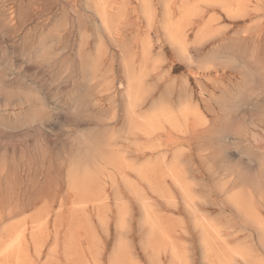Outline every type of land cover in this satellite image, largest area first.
<instances>
[{"label":"rangeland","instance_id":"1","mask_svg":"<svg viewBox=\"0 0 264 264\" xmlns=\"http://www.w3.org/2000/svg\"><path fill=\"white\" fill-rule=\"evenodd\" d=\"M0 264H264V0H0Z\"/></svg>","mask_w":264,"mask_h":264},{"label":"bare ground","instance_id":"2","mask_svg":"<svg viewBox=\"0 0 264 264\" xmlns=\"http://www.w3.org/2000/svg\"><path fill=\"white\" fill-rule=\"evenodd\" d=\"M76 8V7H75ZM2 11V10H1ZM144 15V14H143ZM149 17H150V15H149ZM149 21V20H148ZM104 24H105V22H103ZM96 24V23H95ZM36 35V34H35ZM115 39V38H114ZM181 39V38H180ZM18 40V39H17ZM118 43V42H117ZM4 54V53H3ZM218 58V57H217ZM208 59V58H207ZM213 60V59H212ZM248 71V70H247ZM11 78V77H10ZM125 78H126V74H125ZM247 79V78H246ZM251 80V79H250ZM249 82V81H248ZM127 85V84H126ZM128 92V91H127ZM247 92V91H246ZM227 97V96H226ZM229 97H230V95H229ZM135 99V98H134ZM222 100H224V99H222ZM229 100V99H228ZM215 104V103H214ZM241 104V103H240ZM244 105V104H243ZM222 108H223V106H222ZM223 111V110H222ZM229 111V110H228ZM222 117V116H221ZM223 118V117H222ZM252 119V118H251ZM38 121V120H37ZM22 126V125H21ZM212 131H214V130H212ZM70 136V135H69ZM263 142V141H262ZM218 158V157H217ZM259 158V157H258ZM257 158V159H258ZM249 160V159H248ZM260 169V168H259ZM119 170V169H118ZM172 172V171H171ZM177 180V179H176ZM195 201H196V199H195ZM197 201H198V199H197ZM146 214V213H145ZM145 217H147V216H145ZM234 218V217H233ZM148 219V218H147ZM148 221H149V219H148ZM139 232V231H138ZM164 237V236H163ZM54 254V253H53Z\"/></svg>","mask_w":264,"mask_h":264}]
</instances>
